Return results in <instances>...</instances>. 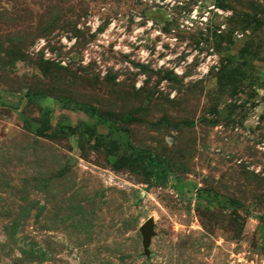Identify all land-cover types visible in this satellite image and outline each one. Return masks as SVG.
Returning <instances> with one entry per match:
<instances>
[{
	"label": "rangeland",
	"instance_id": "1",
	"mask_svg": "<svg viewBox=\"0 0 264 264\" xmlns=\"http://www.w3.org/2000/svg\"><path fill=\"white\" fill-rule=\"evenodd\" d=\"M0 264H264V0H0Z\"/></svg>",
	"mask_w": 264,
	"mask_h": 264
},
{
	"label": "trees",
	"instance_id": "2",
	"mask_svg": "<svg viewBox=\"0 0 264 264\" xmlns=\"http://www.w3.org/2000/svg\"><path fill=\"white\" fill-rule=\"evenodd\" d=\"M150 161H152V158L148 157ZM155 168L153 171L154 177L157 179V181H161L165 183L170 176L169 168L166 165V162L164 161H158L154 164Z\"/></svg>",
	"mask_w": 264,
	"mask_h": 264
},
{
	"label": "water",
	"instance_id": "3",
	"mask_svg": "<svg viewBox=\"0 0 264 264\" xmlns=\"http://www.w3.org/2000/svg\"><path fill=\"white\" fill-rule=\"evenodd\" d=\"M142 234H143V242H144V246L147 249L151 237L153 236V229H154V223H153V219L149 218L143 225H142Z\"/></svg>",
	"mask_w": 264,
	"mask_h": 264
}]
</instances>
